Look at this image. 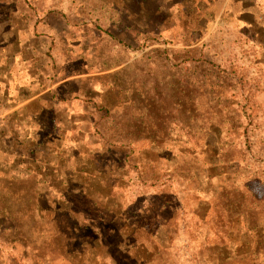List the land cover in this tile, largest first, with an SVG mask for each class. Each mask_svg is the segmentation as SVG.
<instances>
[{"label":"rangeland","instance_id":"obj_1","mask_svg":"<svg viewBox=\"0 0 264 264\" xmlns=\"http://www.w3.org/2000/svg\"><path fill=\"white\" fill-rule=\"evenodd\" d=\"M0 264H264V0H0Z\"/></svg>","mask_w":264,"mask_h":264},{"label":"trees","instance_id":"obj_2","mask_svg":"<svg viewBox=\"0 0 264 264\" xmlns=\"http://www.w3.org/2000/svg\"><path fill=\"white\" fill-rule=\"evenodd\" d=\"M193 62L194 61L189 60V59L182 61V63L185 65L189 64L188 68H190L191 71L193 70L192 68H195V69L204 68L200 64L192 65ZM193 72H196V71H193ZM209 73L211 74H208V76L204 75L200 79L194 80V82H197L198 84L194 85V84L186 83V85L182 89L177 88L179 93H178L177 101H176L177 110L176 112H174V116L178 120V125L182 127L181 130L186 128L184 127V125L186 124V119H188L187 117L189 118L194 117V114H196L199 111H203L202 110L203 103L193 101L192 99L188 98L189 95H192L193 93H197L198 91H200L203 97H205L206 95H210L211 98L215 100L216 93L219 95H222V92H225L226 90V86H225L226 81L219 82V83H212L209 81L210 80L209 77L213 74L210 71ZM167 96L168 95H166L165 93L161 94L160 110H158L157 114L151 115L150 117H148L156 124L158 121L161 123L166 122L168 116L170 115L169 108H166L164 106L165 105L164 102L166 101L165 99ZM217 100H220V99H217ZM95 108L99 110L100 112L104 113V115L101 118H99L100 120L96 122V126H98L99 137L101 138L103 142L107 144H110L116 147H125V146L133 144L134 142H138L139 140L153 139L156 136L153 134L133 135V134H130L129 132L127 133L126 130H122V128H125L128 125L127 117L124 111H122L121 114H119L118 111H116L113 107H109L108 105L98 106L97 104L95 105ZM138 112H141V111L139 110ZM235 112H236L235 115H233L230 119H228V121L230 120L229 124L232 123L231 125L233 127L237 125L240 126L242 124L241 117L237 116L238 111H235ZM139 118L142 119L143 116L139 115ZM228 121L224 120L223 122L221 121V123L216 124V128L218 129V132L212 135L214 136V138H216L217 142L221 144L222 143L225 144V146L227 147V149H229V151L236 150L239 148L238 140L240 137L238 135L228 136V133H227V137L224 138V135H222V131L224 127L226 126V124H228ZM119 128L121 130H119ZM192 135L194 134L192 133V131H190V128H189V134L186 137L189 138ZM190 139L192 140L193 137ZM201 155H203V153L199 154V157ZM194 158L196 159L197 156H194ZM231 186L233 187V189L237 190L238 192L243 193V195L247 194V192L241 191L239 188L234 187V185L231 184ZM251 214L252 213L248 211L245 215L243 214L242 215L239 214V215L240 217L245 216V222H248L251 218L250 216ZM58 232H60V229H55L54 233H58ZM59 235L60 233L57 234V236ZM54 236L57 237L55 234Z\"/></svg>","mask_w":264,"mask_h":264},{"label":"crops","instance_id":"obj_3","mask_svg":"<svg viewBox=\"0 0 264 264\" xmlns=\"http://www.w3.org/2000/svg\"><path fill=\"white\" fill-rule=\"evenodd\" d=\"M4 84V83H3Z\"/></svg>","mask_w":264,"mask_h":264}]
</instances>
